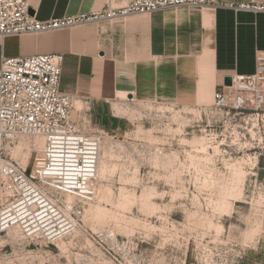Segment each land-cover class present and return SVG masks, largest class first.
Listing matches in <instances>:
<instances>
[{
	"label": "rangeland",
	"instance_id": "rangeland-1",
	"mask_svg": "<svg viewBox=\"0 0 264 264\" xmlns=\"http://www.w3.org/2000/svg\"><path fill=\"white\" fill-rule=\"evenodd\" d=\"M131 114L126 134L103 137L92 198H64L74 231L45 244L9 230L0 264H264V105L134 102ZM33 147L3 151L30 176Z\"/></svg>",
	"mask_w": 264,
	"mask_h": 264
},
{
	"label": "crops",
	"instance_id": "crops-1",
	"mask_svg": "<svg viewBox=\"0 0 264 264\" xmlns=\"http://www.w3.org/2000/svg\"><path fill=\"white\" fill-rule=\"evenodd\" d=\"M116 7L128 0H113ZM255 3L264 0H220ZM107 0H28L38 21L88 15ZM264 51V13L174 8L0 41L1 58L63 57L59 90L74 97L73 118L107 135L126 134L134 102L212 105L223 80L255 70ZM246 264H258L253 261Z\"/></svg>",
	"mask_w": 264,
	"mask_h": 264
},
{
	"label": "built area",
	"instance_id": "built-area-1",
	"mask_svg": "<svg viewBox=\"0 0 264 264\" xmlns=\"http://www.w3.org/2000/svg\"><path fill=\"white\" fill-rule=\"evenodd\" d=\"M88 15L38 21L29 15L28 0H0V41L7 37L39 35L149 15L174 8L264 13V5L220 0H128ZM63 57L36 54L0 60V235L12 228L30 240L54 244L74 231L71 207L65 196L92 198L99 183L102 131L90 129L87 111L73 118L74 97L59 90ZM231 86L213 97L216 112L258 115L264 105V51L255 55V70L246 76H230ZM25 137L42 147L30 176L5 156L4 146Z\"/></svg>",
	"mask_w": 264,
	"mask_h": 264
},
{
	"label": "water",
	"instance_id": "water-1",
	"mask_svg": "<svg viewBox=\"0 0 264 264\" xmlns=\"http://www.w3.org/2000/svg\"><path fill=\"white\" fill-rule=\"evenodd\" d=\"M29 15L30 16H34V12L33 10L30 8L29 9ZM223 86L224 87H230L231 86V77H225L224 80H223Z\"/></svg>",
	"mask_w": 264,
	"mask_h": 264
},
{
	"label": "bare ground",
	"instance_id": "bare-ground-1",
	"mask_svg": "<svg viewBox=\"0 0 264 264\" xmlns=\"http://www.w3.org/2000/svg\"><path fill=\"white\" fill-rule=\"evenodd\" d=\"M36 149V148H35ZM12 229H16V230H19L18 228H12ZM12 229H10V230H12Z\"/></svg>",
	"mask_w": 264,
	"mask_h": 264
}]
</instances>
